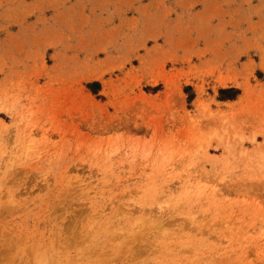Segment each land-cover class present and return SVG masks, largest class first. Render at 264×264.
Returning <instances> with one entry per match:
<instances>
[{
  "label": "rangeland",
  "instance_id": "obj_1",
  "mask_svg": "<svg viewBox=\"0 0 264 264\" xmlns=\"http://www.w3.org/2000/svg\"><path fill=\"white\" fill-rule=\"evenodd\" d=\"M0 264H264V0H0Z\"/></svg>",
  "mask_w": 264,
  "mask_h": 264
},
{
  "label": "trees",
  "instance_id": "obj_2",
  "mask_svg": "<svg viewBox=\"0 0 264 264\" xmlns=\"http://www.w3.org/2000/svg\"><path fill=\"white\" fill-rule=\"evenodd\" d=\"M97 84H99V83H97L96 81H94V82H91V83H89V86H94V85H97ZM234 90L235 92H237V89H235V88H229V89H219V91L220 92H223L224 90L226 91V90ZM231 97V96H230Z\"/></svg>",
  "mask_w": 264,
  "mask_h": 264
},
{
  "label": "bare ground",
  "instance_id": "obj_3",
  "mask_svg": "<svg viewBox=\"0 0 264 264\" xmlns=\"http://www.w3.org/2000/svg\"><path fill=\"white\" fill-rule=\"evenodd\" d=\"M68 238V237H67ZM19 239V238H18ZM70 239V238H69ZM12 240V239H11ZM15 240V239H14ZM74 240V239H73ZM75 241V240H74ZM16 243V242H15ZM62 245V244H61ZM10 246V245H9ZM129 246V245H128ZM3 253V252H2ZM5 253H6V251H5Z\"/></svg>",
  "mask_w": 264,
  "mask_h": 264
}]
</instances>
